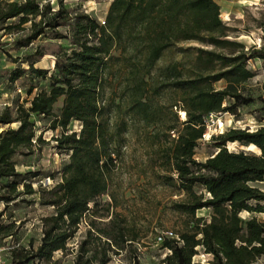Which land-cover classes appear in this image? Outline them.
Returning a JSON list of instances; mask_svg holds the SVG:
<instances>
[{
  "label": "trees",
  "instance_id": "obj_1",
  "mask_svg": "<svg viewBox=\"0 0 264 264\" xmlns=\"http://www.w3.org/2000/svg\"><path fill=\"white\" fill-rule=\"evenodd\" d=\"M218 13L215 0H111L102 24L78 15L86 20L76 22L71 37L74 47L55 55V73L48 76V88L24 99L26 107L22 103L6 105L0 112V125L16 123L0 130V178H9L6 186L12 193L17 179H24L15 170L14 155L30 154L33 146L43 141L30 114L50 116L49 127L61 129L55 136L57 147L70 151L61 180L48 188L47 196L40 193L41 203L51 205L54 211L43 218L39 244L26 252L24 260H16L13 254L9 264H23L33 257L50 258L53 251L64 248L86 204L108 190L122 146L121 134L137 123L164 131L166 139L157 144V177L184 193L174 202L175 209L187 218L184 229L177 232L181 245H173V238L163 240L170 248L167 264H197L191 256L198 245L212 255L210 264H254L264 256V219L239 215L241 211L264 213V191L250 184L264 180V125L253 130L228 128L212 138L214 154L203 162L193 157L207 117L245 103L240 85L252 76L245 61L264 59V35L261 46L236 52L231 46L241 44L226 38ZM57 15L37 0H0L3 29L29 22L24 44L60 25ZM14 17L18 18L16 23L5 24ZM188 41L199 44L193 47L191 64L172 60L152 76L165 49L175 47L185 53L189 47L178 45ZM41 55L25 57L27 69L43 77L46 70L32 66ZM25 70L11 69L9 80ZM221 79L225 82L222 88L211 86ZM160 88L180 89L182 94L169 104H154L149 91L157 93ZM106 90L108 95L104 96ZM25 91L30 94L31 88ZM59 98L61 105L55 113L53 104ZM224 101L229 102L222 106ZM164 110L172 120L165 117ZM179 110L184 111V119H180ZM71 120L80 121L78 131L67 132ZM169 132L173 138L167 140ZM226 143L242 147L252 143L258 153L226 150ZM196 184L207 196L193 189ZM22 186L23 193H34L29 182L23 181ZM202 208L210 209L208 219L196 216Z\"/></svg>",
  "mask_w": 264,
  "mask_h": 264
},
{
  "label": "rangeland",
  "instance_id": "obj_2",
  "mask_svg": "<svg viewBox=\"0 0 264 264\" xmlns=\"http://www.w3.org/2000/svg\"><path fill=\"white\" fill-rule=\"evenodd\" d=\"M21 1V0H17ZM40 5L48 4L50 10L58 12L56 19L60 25L47 29L37 38L24 44L23 38L29 33V22L19 27L3 29L0 24V112L6 105L14 107L22 103L28 106L29 98L40 89L48 88V76L55 73L53 59L57 53L69 51L74 45L71 37L75 31L78 15L102 24L108 4L111 0H37ZM219 6L218 17L221 20L226 38L239 42L240 46H231L234 50H246L250 46L262 45L264 35V0H215ZM49 13L46 14L48 16ZM45 16V17H46ZM81 19L80 22H84ZM17 17L10 18L5 24L16 23ZM59 36V37H54ZM199 44L193 41L181 42L178 46L189 47L181 53L175 47L165 49L152 69L155 76L157 69L172 60H180L184 66L193 60V47ZM204 48H211L204 45ZM214 48V47H213ZM226 52L227 49L215 48ZM42 55L33 61V68L45 69L43 77L35 76L29 69L26 60L30 54ZM246 67L252 76L240 85V92L245 103L236 106L232 111L213 112L207 117L205 130L194 148V159L203 162L216 151L214 136L228 128H246L253 130L264 125V59L248 58ZM15 67L25 68L17 79L10 81L8 76ZM224 80L211 83L220 89ZM31 88L27 94L26 89ZM155 91V90H154ZM106 90L104 96L108 95ZM154 104L166 105L173 99L180 98L182 90L160 88L157 93L150 89ZM62 99L53 104L57 113ZM229 101H224L222 106ZM168 120L172 116L163 111ZM36 134L43 141L33 146L30 154H15V170L24 179L18 178L15 192L7 187L9 178H0V245L4 247L2 257L11 263L13 254L16 260H24L26 252L34 251L40 242L45 225L43 218L53 213L51 205L41 203L40 193L46 191L61 180L62 167L68 160L70 151L57 147L55 136L61 129L49 127L51 117L42 114H30ZM121 134L119 156L113 169L108 190L89 201L87 209L81 215L73 235L65 242L64 248L53 251L50 258L33 257L23 264H167L166 256L170 248L163 245L157 236L163 231H171L176 239L173 245H181L178 231L184 229L183 221L187 218L175 209L174 202L183 198L180 188L161 183L157 177V144L166 139L160 128L145 127L137 123ZM7 126L15 127L16 123L0 125V130ZM80 121L71 120L67 132L78 131ZM176 128H180L176 124ZM173 138L169 132L167 140ZM226 150H243L239 144L226 143ZM254 153H258L254 149ZM248 152V151H246ZM29 182L34 193L25 194L22 182ZM260 190L262 184L250 183ZM197 193L207 196L201 185H194ZM44 190V191H41ZM13 195H12V194ZM10 195V196H9ZM9 196V199L4 197ZM210 209L196 211V216L208 219ZM242 218L255 216L264 219V213L241 211ZM191 225L189 222L188 227ZM199 235V234H198ZM176 243V244H175ZM191 261L197 264H210L212 255L198 245ZM254 264H264V256Z\"/></svg>",
  "mask_w": 264,
  "mask_h": 264
},
{
  "label": "built area",
  "instance_id": "obj_3",
  "mask_svg": "<svg viewBox=\"0 0 264 264\" xmlns=\"http://www.w3.org/2000/svg\"><path fill=\"white\" fill-rule=\"evenodd\" d=\"M178 114H179L180 119H184V116H185L184 111L179 110L178 111ZM169 237H175V236L172 234L171 231H163L162 234H160V235L157 236V239L159 241H161L164 238H169ZM3 249H4V247L0 245V264H9V263L5 262V260L2 257V251H3Z\"/></svg>",
  "mask_w": 264,
  "mask_h": 264
},
{
  "label": "bare ground",
  "instance_id": "obj_4",
  "mask_svg": "<svg viewBox=\"0 0 264 264\" xmlns=\"http://www.w3.org/2000/svg\"><path fill=\"white\" fill-rule=\"evenodd\" d=\"M254 149H257L256 146L252 143L243 146V150L249 151V152H255ZM258 150V149H257Z\"/></svg>",
  "mask_w": 264,
  "mask_h": 264
},
{
  "label": "crops",
  "instance_id": "obj_5",
  "mask_svg": "<svg viewBox=\"0 0 264 264\" xmlns=\"http://www.w3.org/2000/svg\"><path fill=\"white\" fill-rule=\"evenodd\" d=\"M259 183L262 184V186H261L262 188L261 189H264V180L259 181Z\"/></svg>",
  "mask_w": 264,
  "mask_h": 264
}]
</instances>
